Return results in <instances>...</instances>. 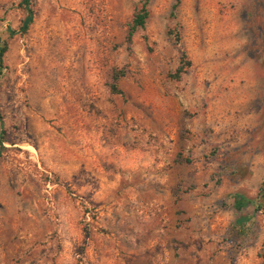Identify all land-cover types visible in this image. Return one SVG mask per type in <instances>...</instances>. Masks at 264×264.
I'll return each instance as SVG.
<instances>
[{
    "label": "rangeland",
    "instance_id": "1",
    "mask_svg": "<svg viewBox=\"0 0 264 264\" xmlns=\"http://www.w3.org/2000/svg\"><path fill=\"white\" fill-rule=\"evenodd\" d=\"M18 1L0 0V264H260L264 0H150L130 43L139 0H33L23 34Z\"/></svg>",
    "mask_w": 264,
    "mask_h": 264
},
{
    "label": "trees",
    "instance_id": "2",
    "mask_svg": "<svg viewBox=\"0 0 264 264\" xmlns=\"http://www.w3.org/2000/svg\"><path fill=\"white\" fill-rule=\"evenodd\" d=\"M150 0H139L137 2L136 8L133 10L131 18L129 20V23L127 25V32H126V37L125 41L126 43H130L132 35L137 31V30H143L144 25L146 20L149 17V12L147 9V5ZM33 0H19L16 3V7L20 9L23 12V17L20 20L19 26L17 31L19 33H25L28 29V26L32 22V14H33V5H32ZM179 0H175L174 4L171 6V15H174L175 9L178 5ZM12 31L8 32V36L10 37L12 35ZM167 35L168 38L172 41V43L175 46H178L180 43V37L179 33L175 29H170L167 30ZM7 50V43L6 40L0 41V77H1V71L3 69L2 66V58L3 55L5 54ZM190 62L187 59L185 53L183 51H180V55L178 58V64L171 75V78L177 79L180 74L184 73L185 70L189 67ZM123 71L122 70H113L111 74V83L109 84V89L110 92L113 94H120V91L116 88V82L117 80L123 76ZM1 125V124H0ZM239 201H244V198L241 196H238V201H237V206L238 204H243V202ZM252 204V208L254 212H259L263 217H264V178L262 179V182L259 186V189L255 195V197L250 200ZM235 223L237 225H242L244 223V218L239 217L235 220ZM260 264H264V256L262 257V261Z\"/></svg>",
    "mask_w": 264,
    "mask_h": 264
}]
</instances>
